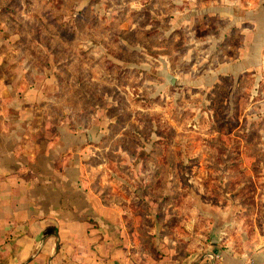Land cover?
<instances>
[{"label":"rangeland","instance_id":"374dc122","mask_svg":"<svg viewBox=\"0 0 264 264\" xmlns=\"http://www.w3.org/2000/svg\"><path fill=\"white\" fill-rule=\"evenodd\" d=\"M223 1L0 0V50L53 74L55 112L97 129L89 176L115 180L132 207L184 213L169 224L226 212L253 230L264 220V74L239 68Z\"/></svg>","mask_w":264,"mask_h":264},{"label":"crops","instance_id":"0c3cea01","mask_svg":"<svg viewBox=\"0 0 264 264\" xmlns=\"http://www.w3.org/2000/svg\"><path fill=\"white\" fill-rule=\"evenodd\" d=\"M223 3L225 32L240 35L239 68L263 77L264 0ZM8 53L0 50V264H264V220L249 230L226 212L208 210L203 223L192 210L169 224L184 213L134 208L115 180L89 176L83 157L97 129H72L54 110L53 74L3 60Z\"/></svg>","mask_w":264,"mask_h":264},{"label":"built area","instance_id":"2783aa9c","mask_svg":"<svg viewBox=\"0 0 264 264\" xmlns=\"http://www.w3.org/2000/svg\"><path fill=\"white\" fill-rule=\"evenodd\" d=\"M208 257L212 260H216L217 258H221V255L218 253H214V252H209L208 253Z\"/></svg>","mask_w":264,"mask_h":264}]
</instances>
